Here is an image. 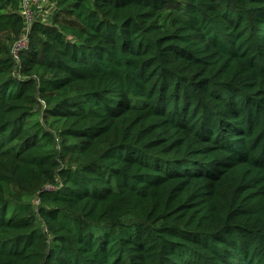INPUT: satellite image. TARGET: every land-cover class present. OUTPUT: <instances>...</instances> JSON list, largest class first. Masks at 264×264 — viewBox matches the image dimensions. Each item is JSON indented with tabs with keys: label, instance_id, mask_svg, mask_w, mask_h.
<instances>
[{
	"label": "trees",
	"instance_id": "obj_1",
	"mask_svg": "<svg viewBox=\"0 0 264 264\" xmlns=\"http://www.w3.org/2000/svg\"><path fill=\"white\" fill-rule=\"evenodd\" d=\"M49 1L16 62L0 0V264H264V0Z\"/></svg>",
	"mask_w": 264,
	"mask_h": 264
},
{
	"label": "built area",
	"instance_id": "obj_2",
	"mask_svg": "<svg viewBox=\"0 0 264 264\" xmlns=\"http://www.w3.org/2000/svg\"><path fill=\"white\" fill-rule=\"evenodd\" d=\"M22 16L26 24V35L17 41L12 47V55L16 62L20 61V55L28 48L30 43L28 33L31 31L33 23L41 16L44 9L50 4L49 0H21ZM47 17H43V22H46Z\"/></svg>",
	"mask_w": 264,
	"mask_h": 264
},
{
	"label": "rangeland",
	"instance_id": "obj_3",
	"mask_svg": "<svg viewBox=\"0 0 264 264\" xmlns=\"http://www.w3.org/2000/svg\"><path fill=\"white\" fill-rule=\"evenodd\" d=\"M55 10L56 9L54 8V6L52 4H49L48 7L44 9L43 13L41 14V16L39 18L42 19L43 17H47L46 20H48L49 19L48 17L52 16V14L55 13ZM63 19H67V17L66 16H62L60 18V20H63Z\"/></svg>",
	"mask_w": 264,
	"mask_h": 264
}]
</instances>
